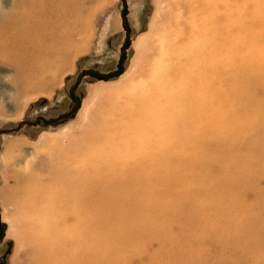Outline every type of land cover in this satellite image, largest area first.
Returning <instances> with one entry per match:
<instances>
[{
    "label": "rangeland",
    "instance_id": "1",
    "mask_svg": "<svg viewBox=\"0 0 264 264\" xmlns=\"http://www.w3.org/2000/svg\"><path fill=\"white\" fill-rule=\"evenodd\" d=\"M247 1L252 9L235 17L239 40L245 34L259 37L238 50L234 68L225 65L232 58L224 46L202 37V107L209 106L202 116V134H185L182 126L170 130L172 137L157 135L150 157L155 167L139 170L144 183L92 187L93 264H264V123L255 115L264 111V0ZM14 3L0 0V10ZM94 6L98 12L92 38L73 60L72 70L48 93L31 97L20 117L11 114L12 107L0 115V264H43L44 255L59 247L46 240L57 231L50 220L64 215L61 208L53 198L28 204V184L18 185L29 172L43 179L50 172V154L37 158L30 145L43 133L59 135L66 127H72L71 146L83 141L87 129L79 122V111L90 89L117 81L128 70L136 53L134 42L148 32L156 0H107ZM203 11L202 24L208 15ZM158 131L168 129L158 126ZM20 141L25 145L8 147ZM118 150L119 145L100 143L67 151L94 157L92 174L100 179L102 174L122 175L99 165L117 161ZM139 150L147 152L144 146ZM105 190L113 197L103 195ZM56 192L43 190L40 196L54 197ZM29 214L36 216L38 229L22 227ZM11 221L21 225L17 234L10 230ZM37 238L44 242L34 246Z\"/></svg>",
    "mask_w": 264,
    "mask_h": 264
},
{
    "label": "bare ground",
    "instance_id": "2",
    "mask_svg": "<svg viewBox=\"0 0 264 264\" xmlns=\"http://www.w3.org/2000/svg\"><path fill=\"white\" fill-rule=\"evenodd\" d=\"M106 1L15 0L11 9L0 10V115L12 107L11 114L20 117L31 97L48 93L72 70L73 60L88 48L92 38L98 12L94 5ZM241 1L244 5L238 8ZM203 3L202 0H156L148 32L134 42L136 53L128 70L117 81L90 89L79 111V122L87 129L83 141L71 146L72 127H66L62 134L43 133L31 143L37 158L43 152L50 154V172L45 179L29 172L23 178L24 183L18 182L23 187L28 184L24 199L28 204H36L53 198L64 214L58 215L56 221L50 220L57 231L46 241L59 247L47 258L44 255L43 264H93L92 187L98 183L115 187H126L134 181L144 183L141 178L144 173L139 170L155 167L150 157L157 135L172 137L174 132L170 130L182 126L185 134H202V116L209 109L202 107V37H210L215 46L226 48L232 58L225 64L229 68L231 64L234 68L238 50L250 38L259 37L245 34L239 40L235 17L252 9L247 0H204ZM204 8L208 15L202 24ZM221 53L214 52L215 56ZM261 68L263 73L264 67ZM210 101L216 105L215 100ZM255 115L264 123V111ZM158 126L167 127L168 131L160 133ZM25 143L9 142L8 147ZM100 143L107 147L119 145L114 157L117 161L106 158L99 165L102 170L113 168L122 175L105 178L102 174L100 179L94 178L95 158L68 152ZM140 146L147 152H140ZM123 156L125 159L119 161ZM130 157L133 161L128 160ZM136 173V177L130 178ZM52 189L57 190L54 197L40 196L43 190ZM34 217L29 214L22 227L30 225L33 230L38 229L40 224ZM20 226L10 222V230L15 234ZM38 241L37 238L33 245L44 242ZM19 246L23 247L21 239Z\"/></svg>",
    "mask_w": 264,
    "mask_h": 264
},
{
    "label": "water",
    "instance_id": "3",
    "mask_svg": "<svg viewBox=\"0 0 264 264\" xmlns=\"http://www.w3.org/2000/svg\"><path fill=\"white\" fill-rule=\"evenodd\" d=\"M119 72L115 73L114 76H118ZM99 78H104V79H108L110 77H99ZM79 108V104H76V108L74 109V112Z\"/></svg>",
    "mask_w": 264,
    "mask_h": 264
},
{
    "label": "flooded vegetation",
    "instance_id": "4",
    "mask_svg": "<svg viewBox=\"0 0 264 264\" xmlns=\"http://www.w3.org/2000/svg\"><path fill=\"white\" fill-rule=\"evenodd\" d=\"M2 231V229L0 228V232ZM2 235H0V238H1Z\"/></svg>",
    "mask_w": 264,
    "mask_h": 264
},
{
    "label": "trees",
    "instance_id": "5",
    "mask_svg": "<svg viewBox=\"0 0 264 264\" xmlns=\"http://www.w3.org/2000/svg\"><path fill=\"white\" fill-rule=\"evenodd\" d=\"M111 77H113V76H111Z\"/></svg>",
    "mask_w": 264,
    "mask_h": 264
}]
</instances>
